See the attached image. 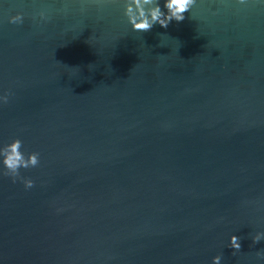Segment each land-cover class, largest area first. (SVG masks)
Segmentation results:
<instances>
[{"label": "water", "instance_id": "water-1", "mask_svg": "<svg viewBox=\"0 0 264 264\" xmlns=\"http://www.w3.org/2000/svg\"><path fill=\"white\" fill-rule=\"evenodd\" d=\"M7 90L0 142L41 162L0 176V264H264V0L141 32L119 0H0Z\"/></svg>", "mask_w": 264, "mask_h": 264}, {"label": "clouds", "instance_id": "clouds-1", "mask_svg": "<svg viewBox=\"0 0 264 264\" xmlns=\"http://www.w3.org/2000/svg\"><path fill=\"white\" fill-rule=\"evenodd\" d=\"M122 5V14L127 19V23L133 31H148L157 23L167 28L173 20L183 21L185 13L189 12L195 0H119ZM166 9V10H165ZM44 17V13H40ZM24 15L21 12L9 17L12 23H22ZM11 93L6 91L0 94V104H6L9 101ZM41 154L38 151H26L24 141L19 138H13L10 142H0V176H7L13 182L20 180L26 189L35 186V180L21 174V169L37 167L41 160ZM264 239V232H256L253 235V241L258 242ZM228 246L238 250L241 247L240 238L232 234L229 237ZM212 264H222V255L217 254L212 257Z\"/></svg>", "mask_w": 264, "mask_h": 264}]
</instances>
